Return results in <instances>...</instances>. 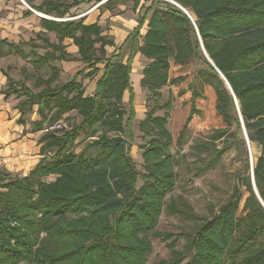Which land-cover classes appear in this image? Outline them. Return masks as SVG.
Listing matches in <instances>:
<instances>
[{"label":"trees","instance_id":"obj_1","mask_svg":"<svg viewBox=\"0 0 264 264\" xmlns=\"http://www.w3.org/2000/svg\"><path fill=\"white\" fill-rule=\"evenodd\" d=\"M91 1L43 0L30 7L64 18L70 9ZM129 1L134 11L138 0H109L108 11L110 5ZM141 12L136 28L109 57L105 48H115L113 39L103 36L97 23L85 25L81 19L41 20V28L57 40L53 44L35 35L46 49L42 56L0 41V59L15 55L35 69L74 61L92 75L102 65L91 97H84L76 78L55 87L49 79L40 81L37 85L45 88L34 93L4 75L2 95L24 98L16 106L17 124L26 127L27 113L37 109L40 120L30 133H41V159L25 176L0 169V264H146L150 239L166 242L169 250L170 258L158 264H264V0H144ZM64 39L77 48L76 57L66 53ZM136 55L149 62L141 71L140 87L156 99L161 87L179 86L175 102L183 113L175 138L167 130V113L154 116L150 110L140 120L138 131L150 139L139 148L142 172L125 140L132 139L135 119L130 73ZM193 62L203 68L190 79ZM51 72L50 79L56 78L58 70L52 67ZM125 93L127 112L122 107ZM164 107L170 110V102ZM72 113L78 124L52 129ZM241 121L248 144L258 145L260 154L252 165L246 157L240 187L235 184L224 205L199 219L194 232L173 236L157 231L164 212L181 213L175 204H166L180 167L170 146L180 148L199 124L197 132L205 142L196 147L205 152L209 148L214 153L216 142L227 135L233 141L225 149L245 148ZM95 128L101 130L96 138ZM82 133L94 140L75 153ZM181 239L184 248L178 251Z\"/></svg>","mask_w":264,"mask_h":264},{"label":"rangeland","instance_id":"obj_2","mask_svg":"<svg viewBox=\"0 0 264 264\" xmlns=\"http://www.w3.org/2000/svg\"><path fill=\"white\" fill-rule=\"evenodd\" d=\"M22 1L24 4L21 2V0H0V23L2 22L3 25L14 23L17 19L18 12L21 10L31 12V16L27 19L28 23H25L26 25L21 27L22 30L20 33L17 35L15 34L17 37L13 39L7 38L6 42L13 45L21 44L20 48L25 53L28 54L31 50H33L37 55L42 56L46 52V49L41 43H39V41L34 39L35 35L40 34L53 44H57V40L54 34L48 33L41 29L40 21L45 19V17H52L53 19L58 18L52 15H43L42 13L35 12L34 10V12H32L28 4L29 1ZM41 1L42 0H33L36 6ZM59 1L63 3H72L79 0ZM107 1L109 0H101L98 5H101V8L103 9H108ZM139 1H143L144 4V0H138V2ZM29 3L32 4V1ZM148 5L149 3L145 4L144 7H147ZM78 6L70 9L64 18H72L73 20H77L76 18L80 17L81 14L86 12V7H83L84 11H82V9ZM109 13L111 16L107 19H103L102 23L99 25L103 31L102 35L112 38L115 44V48H105L106 57L115 54L114 50L120 45V39L125 33H130L132 31H130L132 27L136 28L137 17L142 15V12L136 15V13H134V11L130 8V5H110ZM145 31L146 27L144 25L140 30V36H143ZM30 40H34L33 46H35V48H31L29 45ZM70 46L71 45L67 47ZM2 51L5 52L4 49ZM70 55L73 57L77 56L76 54ZM138 56L139 55L134 58L132 64L134 63L133 67H135V69L138 67L136 77H138V72L140 71L139 73L141 79V71L143 67H145L149 62L143 57L140 56L139 58ZM125 60L126 56L124 57V61ZM136 64H138V66ZM52 67H55L58 70V75L54 79H50ZM85 67V65L79 62L59 61L51 63L45 68L35 69L30 64L28 59L23 60L15 55L5 54L4 57L0 59V75H8L14 81L25 85L34 93H37L45 88V85H37V83L40 81L44 82L49 79V86L55 87L62 86L71 79L76 78V82L80 83L83 88L84 97H91L94 94L96 81L102 74V65L97 66L99 72L92 75H89L90 73H88L87 70L83 72ZM133 67L131 66V68ZM202 68L203 66L201 64L198 62H193L190 69L189 78L191 79L196 71ZM6 88L7 85L5 84V86L2 87L0 91L3 92L6 90ZM131 88L135 96L133 104L135 119L133 121L132 127V139L129 140L125 137V140L130 144L131 158L135 162L137 169L142 172L139 148L150 139H144L142 137V134L138 131V123L140 120L144 119L145 114L150 110H155L154 116H163L167 113V130L171 136L175 138L177 130L180 128L183 120V113L176 107L175 102V96L177 94L176 92L180 87H161L156 91L160 95L156 99L149 97L148 92L140 87L139 82L137 85L134 83V79L131 81ZM12 100L14 102L13 104H16L15 106L13 105V109H16L18 102L24 100V98L9 96L2 101V106H5L7 103L12 104ZM168 102H170V110H166L164 107ZM122 103L123 109L127 112L126 93L124 94ZM36 110V107H33L24 118L26 126L24 128H26V130H23V133H26L28 130L30 132V130L33 128V122L40 120L39 116L36 114ZM0 111V113H2L3 110ZM12 116L13 115H7V118L5 117L4 120L7 119V121H11L13 119ZM63 118L65 120L56 123L54 126H52V129H54L56 126H59L60 128L65 127V129H68L73 124H78L80 122L79 117L75 113L68 115V117L65 115ZM198 127L199 124L188 131L180 148L177 149L174 144H172V146L169 148L170 152L178 157L180 167L177 170L178 176L176 186L167 196L168 198L166 204H175L181 213L170 215L164 212L159 218V222L156 227V230L159 232L169 233L173 236L181 233L186 234L194 232V230L197 228V225L199 224V219L209 218L212 215V211L216 212L219 207L224 205L227 202V199L235 184L240 187V180L243 174L246 157L249 161V165H252V163L260 154L259 146L256 144H248V146L245 145V148L230 146L229 148L225 149L226 145L233 141V138L228 135L216 142V151L214 153L211 152L209 148L208 152H205L202 148L196 147V144H203L205 142L204 140H201V137L197 132ZM100 134L101 130L99 128H95L94 138ZM34 136L36 141L35 147H37V142L41 136V133H35ZM94 138L88 139L86 137V133H82L74 143L73 150L75 153L82 151L88 143L94 140ZM88 152L91 154L94 153L93 150H88ZM24 154L25 153L20 154V156L23 155V159H29V157H32ZM18 158L19 157L13 156L10 158L16 166ZM202 159L206 164L212 161V165L208 169L203 170L201 166H205L206 164L204 165L200 162ZM9 173L12 174L11 172ZM13 175L21 176V174ZM52 180L53 178L47 179V181ZM209 206H211V208ZM150 241L152 245V251L147 258L146 264H158L160 261L168 260L170 258L169 250L166 248V242L155 239H150ZM183 248L184 239H181L176 243L175 249L181 251ZM182 264H184V262Z\"/></svg>","mask_w":264,"mask_h":264},{"label":"crops","instance_id":"obj_3","mask_svg":"<svg viewBox=\"0 0 264 264\" xmlns=\"http://www.w3.org/2000/svg\"><path fill=\"white\" fill-rule=\"evenodd\" d=\"M27 1H29V2L32 1V4L28 2L29 6L38 7L42 3L43 0L37 6L34 4L33 0H27ZM84 1H87V0H84ZM98 4H99V2H97L96 0L91 1L88 4L87 3L86 4H82V3L79 4L78 7H80L82 9V11H84L83 7H86V10H85L86 12L81 14L80 17H78L76 19L77 20L82 19L83 24H85V25H91V24H95V23L100 25L102 23L103 19H105V18L107 19L111 15H110L108 9L101 8V5H99L97 7ZM125 5L126 6L130 5V8L131 9L133 8V2L132 1L125 3ZM142 5H143V1H139L137 8L134 10V13H136V15L139 14V10H140V7ZM30 10L32 12H34L33 9H31V7H30ZM23 11L24 10H21L20 12H18L17 19L14 23L8 24V25L7 24L3 25L2 22L0 23V41H6L7 38H12V39L16 38L17 36H15V34L17 35L18 33H20V31L22 30L21 27H24L28 23L27 19H28V17L31 16V14L29 16H26L25 14L27 11H24V12ZM38 13H40V12H38ZM52 16H54V15H52ZM47 18H45L43 20H49ZM50 18H52V17H50ZM58 19H68V18H58ZM70 19H72V18H70ZM50 21H53V20H50ZM146 23H147V21L145 22V27H146ZM136 26H137V24H136ZM133 29H134V27H132L130 29V31ZM42 30L45 31L44 29H42ZM128 34H129V32L124 34V36L120 39V44L125 40V38L127 37ZM62 45L65 47L66 53L77 55V48L72 45L71 40L64 39L62 42ZM69 45H71V46L67 47ZM138 57L140 58V56H138ZM133 64H131L132 67H133ZM136 65L138 66V64H136ZM137 70H138V67H137V69H135V67L131 68L130 84H131V81H133V79H134V83L136 85L138 84V82H140V73H139L140 71L138 72V74H139L138 77H136L137 76ZM5 84H6L5 77L0 75V90L2 87L5 86ZM5 99L6 98L2 95V92L0 91V110H3L2 113H0V169H4L7 172H11L12 174H21V176H25L28 174L29 171H31L35 167V165L41 159V155L39 152V145H37V147H35V145H36L35 136H34L35 133H30L29 131H27L26 133L25 132L23 133L22 131L26 130V128L17 124V120L19 118V113H18L17 109H13L14 106L16 105V104L15 105L13 104L14 103L13 100H12V104L7 103L5 106H2V101ZM134 99H135V96H134ZM127 101H128V94H127ZM122 102H123V100H122ZM133 104H134V100H133ZM3 107H5V108H3ZM7 115H13L12 116L13 119L11 121H7V119L4 120L5 117L7 118ZM27 152H29V153H27ZM21 153H25L24 155L32 156V157H29V159H25V158L23 159V155L20 156ZM12 156L13 157H19L17 159V162H16L17 166L14 165V162L10 159ZM21 158H22V160H21Z\"/></svg>","mask_w":264,"mask_h":264},{"label":"water","instance_id":"obj_4","mask_svg":"<svg viewBox=\"0 0 264 264\" xmlns=\"http://www.w3.org/2000/svg\"><path fill=\"white\" fill-rule=\"evenodd\" d=\"M21 2L23 3V1L21 0ZM24 4V3H23ZM186 15H188L187 14V12L186 11H184V10H182ZM206 56V55H205ZM209 61V60H208ZM210 62V61H209ZM220 77L223 79V77L220 75ZM225 84L228 86V84L226 83V81H225ZM241 129H242V133H243V135H244V139H245V142H246V145L248 146V140H247V138H246V133H245V130H244V128H243V125H242V121H241ZM251 177H252V168H251ZM253 187H254V183H253ZM254 190H255V187H254ZM255 192H256V190H255ZM263 207H264V204H263Z\"/></svg>","mask_w":264,"mask_h":264},{"label":"built area","instance_id":"obj_5","mask_svg":"<svg viewBox=\"0 0 264 264\" xmlns=\"http://www.w3.org/2000/svg\"><path fill=\"white\" fill-rule=\"evenodd\" d=\"M99 5H97L98 7ZM46 18V17H45ZM49 20H53V21H56V22H64V21H67V20H72V19H53V18H47ZM54 129H60L59 126H56Z\"/></svg>","mask_w":264,"mask_h":264},{"label":"bare ground","instance_id":"obj_6","mask_svg":"<svg viewBox=\"0 0 264 264\" xmlns=\"http://www.w3.org/2000/svg\"><path fill=\"white\" fill-rule=\"evenodd\" d=\"M75 20V19H74Z\"/></svg>","mask_w":264,"mask_h":264}]
</instances>
